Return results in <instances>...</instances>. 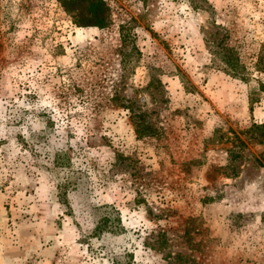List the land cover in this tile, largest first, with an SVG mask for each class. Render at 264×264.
<instances>
[{
  "label": "rangeland",
  "instance_id": "1",
  "mask_svg": "<svg viewBox=\"0 0 264 264\" xmlns=\"http://www.w3.org/2000/svg\"><path fill=\"white\" fill-rule=\"evenodd\" d=\"M63 1L0 0V264H264V0Z\"/></svg>",
  "mask_w": 264,
  "mask_h": 264
},
{
  "label": "trees",
  "instance_id": "2",
  "mask_svg": "<svg viewBox=\"0 0 264 264\" xmlns=\"http://www.w3.org/2000/svg\"><path fill=\"white\" fill-rule=\"evenodd\" d=\"M63 1V0H62ZM71 1V0H70ZM89 2L88 4V12L91 15L92 22H90L93 25L103 27L105 24L109 23L108 20V11L109 8L107 7L106 3L103 0H77V2ZM64 7L68 9H77V5L74 4L69 5V0H64L63 2ZM225 64L229 68V70L235 75H239L240 72H238V61L237 59L230 58L225 60ZM256 67L261 71L264 72V55L262 54L261 57H259L258 62L256 64ZM137 118L134 117V126L135 130L139 137L145 136V135H153L154 134V128H152L149 125H146L141 120L137 121ZM120 219V217H118ZM109 220L105 219L104 223L106 224ZM111 231H113V227L110 226ZM96 232L99 230H102L101 227H96Z\"/></svg>",
  "mask_w": 264,
  "mask_h": 264
}]
</instances>
